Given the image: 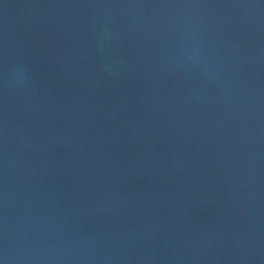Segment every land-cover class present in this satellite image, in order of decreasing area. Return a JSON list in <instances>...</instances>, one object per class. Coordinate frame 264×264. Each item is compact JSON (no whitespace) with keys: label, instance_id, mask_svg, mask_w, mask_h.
<instances>
[{"label":"water","instance_id":"95a60500","mask_svg":"<svg viewBox=\"0 0 264 264\" xmlns=\"http://www.w3.org/2000/svg\"><path fill=\"white\" fill-rule=\"evenodd\" d=\"M0 264H264V0H0Z\"/></svg>","mask_w":264,"mask_h":264}]
</instances>
